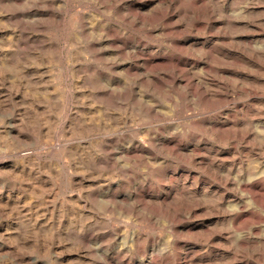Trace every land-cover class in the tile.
I'll return each instance as SVG.
<instances>
[{
  "label": "rangeland",
  "instance_id": "rangeland-1",
  "mask_svg": "<svg viewBox=\"0 0 264 264\" xmlns=\"http://www.w3.org/2000/svg\"><path fill=\"white\" fill-rule=\"evenodd\" d=\"M263 102L264 0H0V264H264Z\"/></svg>",
  "mask_w": 264,
  "mask_h": 264
},
{
  "label": "bare ground",
  "instance_id": "bare-ground-1",
  "mask_svg": "<svg viewBox=\"0 0 264 264\" xmlns=\"http://www.w3.org/2000/svg\"><path fill=\"white\" fill-rule=\"evenodd\" d=\"M195 3V2H194ZM199 3V2H198ZM171 20V19H170ZM201 21V20H200ZM262 23V21H261ZM198 25V24H197ZM196 27V26H195ZM251 27V26H250ZM253 28V27H252ZM256 33V32H255ZM228 34V33H227ZM223 35V34H222ZM222 38V37H221ZM220 38V39H221ZM224 38V37H223ZM263 38V37H262ZM259 39V38H258ZM247 40V39H246ZM224 41V40H223ZM243 42V41H242ZM245 43V42H244ZM259 44V43H258ZM224 45V44H223ZM232 45V44H231ZM257 45V44H256ZM206 46V45H205ZM230 46V45H229ZM228 46V47H229ZM262 46V45H261ZM207 47V46H206ZM219 48V47H218ZM208 49V48H207ZM214 49V48H213ZM224 49V48H223ZM239 50V49H238ZM251 50V49H250ZM208 51V50H207ZM221 51V50H220ZM219 51V52H220ZM249 51V50H248ZM206 52V51H205ZM253 52V50L251 51ZM139 55V54H138ZM227 55V54H226ZM229 55V54H228ZM232 55V54H231ZM236 55V54H235ZM208 56V55H207ZM245 56V55H244ZM234 58V56H233ZM137 59V58H136ZM138 61V60H137ZM167 61V60H166ZM171 61V60H170ZM145 62V61H144ZM152 62V61H151ZM154 63V62H152ZM159 63V62H158ZM172 62H170L169 64L171 65ZM157 64V62H156ZM155 64V65H156ZM160 64V63H159ZM208 64V63H207ZM153 65V64H152ZM175 65H176V62H175ZM151 66V65H149ZM167 66V65H166ZM206 66V65H205ZM164 67V65H163ZM179 68V67H178ZM180 69V68H179ZM206 69V67H205ZM211 70V69H210ZM223 70V69H222ZM223 72V71H222ZM230 73V72H229ZM221 74V73H220ZM169 76V75H167ZM171 77V76H169ZM179 79V78H178ZM181 79V78H180ZM224 79V78H223ZM183 80V79H182ZM174 81V80H173ZM175 82V81H174ZM175 86V85H174ZM245 89V88H244ZM248 91V90H247ZM250 92V91H249ZM244 93H246L244 91ZM248 93V92H247ZM252 94V93H250ZM247 96V95H246ZM248 98V97H247ZM231 102V101H230ZM239 103V102H238ZM264 103V102H263ZM237 105V104H236ZM252 105V104H251ZM224 106V105H223ZM241 106V105H240ZM249 106V105H248ZM226 107V106H225ZM227 108V107H226ZM251 108V107H250ZM219 109V108H218ZM235 110V108H234ZM223 111V110H222ZM240 111V110H238ZM244 111V109H243ZM242 111V112H243ZM235 112V111H234ZM246 112V111H244ZM263 112V110H262ZM221 113V112H220ZM223 113V112H222ZM237 113V112H236ZM246 114V113H245ZM222 115V114H221ZM241 115V114H240ZM261 115V114H260ZM229 116V115H228ZM231 116V115H230ZM233 116V115H232ZM234 117V116H233ZM228 118V117H226ZM263 118V117H262ZM218 119V118H217ZM216 119V120H217ZM229 120V119H228ZM235 122V121H234ZM241 123V122H240ZM261 124V123H260ZM212 125V124H211ZM233 125V124H232ZM262 127H264V122H262ZM237 126V125H236ZM256 126V125H255ZM225 127V125H220L218 130L221 129V131L223 130V128ZM231 127V125H230ZM239 127V126H238ZM260 127V126H259ZM239 129V128H238ZM224 132H226V135L229 137H235L236 134L231 131V129H224ZM228 132V133H227ZM239 132V131H238ZM253 132V131H251ZM239 134V133H238ZM241 134V133H240ZM249 137V136H248ZM247 137V138H248ZM168 140V139H167ZM173 142V141H172ZM176 144V143H175ZM237 144V143H236ZM235 145V144H234ZM238 145V144H237ZM176 147V146H175ZM178 147V146H177ZM231 147V146H230ZM229 147V148H230ZM219 148V147H218ZM232 148V147H231ZM248 148V147H247ZM215 149V148H214ZM227 149V148H226ZM242 149V148H241ZM230 150V149H229ZM246 150V149H245ZM243 151V150H242ZM210 152V151H209ZM129 153V152H128ZM126 153V154H128ZM132 153V152H131ZM134 153V151H133ZM229 154V153H228ZM215 155V154H214ZM224 156V155H223ZM238 157V156H237ZM220 159V158H219ZM226 162V161H225ZM223 163V162H222ZM209 164V163H208ZM232 164V163H231ZM244 165V164H243ZM223 166V165H222ZM235 166V165H234ZM237 166V165H236ZM235 166V167H236ZM209 167V166H208ZM214 167V166H213ZM220 172V171H219ZM264 172V171H263ZM246 173V172H245ZM254 173V172H253ZM260 173V172H258ZM236 174V172H235ZM244 174V173H243ZM264 174V173H263ZM263 174H261L263 176ZM233 175V174H232ZM240 175V174H239ZM174 176V175H173ZM226 176V175H225ZM229 176V175H228ZM242 176V175H241ZM230 177V176H229ZM231 178V177H230ZM242 178V177H241ZM226 181V184L229 180H225ZM222 182V181H221ZM232 183L236 186L235 189H236V194H235V198L233 200H228L230 203H228L227 205H223V201H225L227 199V196L224 194L221 196L220 198V204L219 206L222 208L221 211L224 215L228 214L229 216H232L231 220H232V226H243L245 224H248L250 222V220L252 219H255V214L253 211H251V209L247 206V205H244L246 204L243 200H242V196H241V193L245 192L247 194H250L251 197L254 199V200H257V202H264V198L262 199V195H264V179H260L258 177H250L248 176L247 178H244V179H232ZM221 184V183H220ZM229 185V184H228ZM232 185V184H231ZM225 186V185H224ZM227 187V186H225ZM203 188V187H202ZM217 190V189H216ZM219 190V189H218ZM213 191V190H212ZM242 191V192H241ZM229 192V191H228ZM186 193V192H185ZM204 193V192H203ZM138 195V194H137ZM176 195V194H175ZM174 195V196H175ZM198 195V194H197ZM208 195V194H207ZM213 195V194H212ZM243 195V194H242ZM170 196V195H169ZM192 196V195H191ZM231 196V195H230ZM228 196V197H230ZM238 196H241V198L239 199ZM139 197V196H138ZM193 197V196H192ZM196 197V196H195ZM207 197V196H206ZM136 198V197H135ZM174 198V197H173ZM205 198V197H203ZM233 198V197H232ZM245 199V198H243ZM166 201V200H165ZM235 202V203H234ZM259 204V203H258ZM249 205V204H248ZM252 207V206H251ZM255 209V208H254ZM222 215V214H221ZM230 220V219H228ZM259 220V219H258ZM224 222V221H223ZM214 225V224H213ZM220 225V224H219ZM204 229V228H203ZM232 230V229H231ZM252 230V229H251ZM205 231V230H204ZM253 231V230H252ZM249 232V231H248ZM247 233V232H246ZM94 235V234H93ZM97 235V234H96ZM246 236V235H245ZM98 237V236H97ZM238 237V236H237ZM237 246L241 249V250H244V252H248L250 251L249 249V246H250V243L248 241V239L246 240V238L244 237H239L237 239ZM151 248V247H150ZM149 252V251H148ZM151 252V250H150ZM186 252V251H185ZM157 253V251H156ZM187 253V252H186ZM230 253V252H229ZM234 253V252H233ZM236 253V252H235ZM253 253V252H252ZM153 254V253H152ZM223 254V253H222ZM240 254V253H238ZM197 255V254H196ZM221 255V254H220ZM178 256V255H177ZM252 256V255H251ZM184 257V256H183ZM193 257V256H192ZM201 257V256H200ZM216 257V256H215ZM253 257V256H252ZM195 258V257H194ZM224 258V257H222ZM221 258V259H222ZM174 259V258H173ZM182 259V258H181ZM186 259V258H185ZM257 259V258H256ZM189 260V259H188ZM191 260V259H190ZM189 260V261H190ZM207 259H201L199 261L200 264H206V261ZM174 261V260H173ZM179 261V260H178ZM243 261V260H241ZM245 261H247V263H252L251 262V259L250 258H247L245 259ZM244 261V262H245ZM239 262V261H238ZM153 263V262H152ZM257 263V262H256ZM212 264V263H211ZM229 264H231V262H229ZM239 264V263H238Z\"/></svg>",
  "mask_w": 264,
  "mask_h": 264
}]
</instances>
